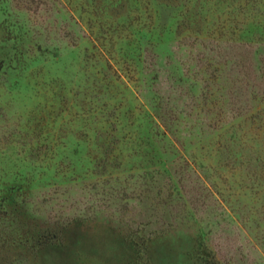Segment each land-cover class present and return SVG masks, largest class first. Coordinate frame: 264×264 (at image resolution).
<instances>
[{
	"label": "rangeland",
	"instance_id": "1",
	"mask_svg": "<svg viewBox=\"0 0 264 264\" xmlns=\"http://www.w3.org/2000/svg\"><path fill=\"white\" fill-rule=\"evenodd\" d=\"M108 1L0 0V264H264V0Z\"/></svg>",
	"mask_w": 264,
	"mask_h": 264
},
{
	"label": "trees",
	"instance_id": "2",
	"mask_svg": "<svg viewBox=\"0 0 264 264\" xmlns=\"http://www.w3.org/2000/svg\"><path fill=\"white\" fill-rule=\"evenodd\" d=\"M160 1H162V3L164 2V4H165L166 7L172 6L173 9H177L178 8L179 10H181V9L184 10V11L181 10L182 13H180L177 16V20H176V22H177V28L179 29V26L181 28V26H183L182 23L185 22L186 14H184V13L186 12V8L188 6L182 4V1L181 0H160ZM177 1L181 2V4L179 2H177ZM196 1H198V0H196ZM119 2L122 3L123 5H126V7L129 8V9H131L132 7H134L131 13H133V14L134 13H137L138 15H140L142 13V11L144 10V6L142 5V2L143 3L144 2L146 3V0H131V2H129V0H122V1H119ZM114 4H115V1H112V0L108 1V7H109V5L113 6ZM189 4H191V0L189 1ZM116 5L117 4H115V6ZM246 15H247V12H246ZM129 18H130L129 15H125L124 16V21H128ZM259 19L264 21V15L260 14L259 15ZM217 26L216 27H214V26L206 27L205 26L203 28L204 35H205V33H208L212 29H217V32L216 31H211V33H213V34L221 33L222 34V33H224L226 31L225 29L228 28L225 24H221L220 25L221 27H219V24ZM183 28H184V26H183ZM191 29L192 28L185 27L184 28V33L189 32ZM199 34H201V32ZM96 46H97V44H96ZM103 54H104V50L103 49H99L98 51L93 52V55L92 56L93 57H96V56L102 57Z\"/></svg>",
	"mask_w": 264,
	"mask_h": 264
}]
</instances>
